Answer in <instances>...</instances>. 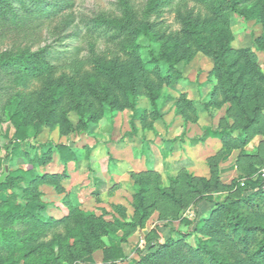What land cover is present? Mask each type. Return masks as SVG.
Segmentation results:
<instances>
[{"label": "rangeland", "instance_id": "rangeland-1", "mask_svg": "<svg viewBox=\"0 0 264 264\" xmlns=\"http://www.w3.org/2000/svg\"><path fill=\"white\" fill-rule=\"evenodd\" d=\"M118 1L76 0L74 8L45 29L41 45L85 28L102 13L121 15ZM130 1L138 10L147 0ZM256 2L246 0L244 5L252 7ZM171 7L174 10L176 4L167 5L164 14L152 18L158 28H179L169 11ZM191 7V3L183 5L185 10ZM198 12L201 13L199 8L195 13ZM214 22L222 24L224 33L231 38L228 62L246 58L242 50L247 49L250 62L264 75V43L261 48L256 43L264 34V24L233 11L218 15ZM140 42L142 58L147 62L149 50L154 48L158 52L159 44H151L145 37ZM161 68L167 70L164 65ZM176 68L179 77L171 84H162L156 108L149 95L155 78L147 71L140 72L144 89L136 99V110L109 106L99 119H91L87 104L92 105L93 111L98 109L91 86L77 88L58 104L40 103L33 97L25 105L22 121L27 126L26 140L19 144V154L0 169V174L7 165L11 169L34 168L38 175L64 174L58 184L51 181L39 185L41 200L46 205L41 215L46 219L68 215L69 208L64 203L68 195L79 209L91 215L93 226L85 230L87 239H69V246L77 244L60 251L63 264H135L142 252L162 237L184 236L187 243L196 246L203 237L196 230L199 221L208 218L225 196L240 195L234 180L242 176L262 180L264 108L255 112V107L258 103L264 106V97L256 95L257 90H264L263 80L258 76L250 88L245 87L240 106L235 100H226L222 93L234 84L241 87L244 80H239L238 72L233 80L215 74L213 58L202 51L181 61ZM118 93L112 94V98L119 99ZM51 111L57 114L56 122L48 125L46 119ZM255 114L258 121L245 131L247 119ZM65 119L70 128L63 123ZM209 128L231 132L228 152L221 139L207 134ZM15 133L12 121H0L1 156L6 155ZM240 135L246 138L244 143L237 140ZM59 144H66L74 152L70 162L62 161ZM243 152L254 156L244 158ZM43 155L49 157L46 163L33 162ZM25 185L23 180L18 181L1 191L0 196L21 193ZM205 195H212L213 200L195 202ZM158 224L160 233L156 231Z\"/></svg>", "mask_w": 264, "mask_h": 264}, {"label": "trees", "instance_id": "trees-1", "mask_svg": "<svg viewBox=\"0 0 264 264\" xmlns=\"http://www.w3.org/2000/svg\"><path fill=\"white\" fill-rule=\"evenodd\" d=\"M245 1L147 0L143 7L135 10L130 0H119L121 15L102 13L85 28L41 45L45 29L59 22L65 11L74 8L76 0H0V45L3 46L0 49V121L10 120L16 127L6 155H0V169L19 154V144L26 140L27 126L22 118L31 98L54 105L77 88L84 90L91 86L97 96L98 109L91 110V104L86 108L90 118L97 120L109 106L136 110V99L144 89L140 72L147 71L155 78L151 81L149 95L156 108L162 84L176 81L178 63L192 58L197 51L213 58L215 74L233 80L238 72L239 80H244L241 87L236 88L234 84L222 93L226 100L243 105L245 89L250 88L258 76L264 83V75L250 62L247 49L242 50L246 58L228 62L231 38L224 33L222 24L216 25L214 21L225 11H233L264 24V0H256L258 2L252 7L245 6ZM190 3L191 9L185 10L183 5ZM173 4L176 8L172 10L171 7L169 11L174 14L179 28H158L152 18L164 14L166 6ZM198 8L201 13L196 14ZM55 28L57 30V24ZM141 37L151 44H159L158 52L154 48L149 50L147 62L141 55ZM67 39L70 41L66 42ZM256 43L261 48L264 34ZM150 65L153 68L149 69ZM117 92L119 99L112 98ZM256 92L264 97V90ZM188 106L194 109L192 102ZM263 108L258 103L255 112ZM56 116V112L51 111L47 124H54ZM63 121L70 128V122ZM257 121V114L248 118L244 130ZM207 134L221 139L226 152L230 150L231 132L209 128ZM237 140L244 143L246 138L240 135ZM57 148L63 162L74 158V152L66 144H59ZM241 156L253 158L254 155L243 152ZM48 160L49 157L43 155L35 157L33 162L44 164ZM1 175L5 177L0 183V192L21 180L26 185L21 187V193L0 196V264H63L60 251L65 247L75 248L77 244L69 246V239H87L85 230L93 226L91 215L79 209L68 195L64 200L69 208L68 215L47 219L41 215L46 205L41 200L39 185L51 181L58 184L64 174L38 175L34 168H9ZM234 184L240 195L225 196L216 203V209L208 218L199 221L196 230L203 237L198 239L196 246L187 243L184 236L162 237L155 240L147 252H142L135 264H264L263 182L242 176L236 178ZM202 200L211 201L213 196H200L195 202ZM160 227L158 224L156 231L159 232Z\"/></svg>", "mask_w": 264, "mask_h": 264}, {"label": "water", "instance_id": "water-1", "mask_svg": "<svg viewBox=\"0 0 264 264\" xmlns=\"http://www.w3.org/2000/svg\"><path fill=\"white\" fill-rule=\"evenodd\" d=\"M6 170H9V166H8V165L6 166ZM4 177H5V175H2V176L0 177V183L2 182V180L4 179Z\"/></svg>", "mask_w": 264, "mask_h": 264}, {"label": "built area", "instance_id": "built-area-1", "mask_svg": "<svg viewBox=\"0 0 264 264\" xmlns=\"http://www.w3.org/2000/svg\"><path fill=\"white\" fill-rule=\"evenodd\" d=\"M261 173H262V182H263V186H264V170Z\"/></svg>", "mask_w": 264, "mask_h": 264}]
</instances>
